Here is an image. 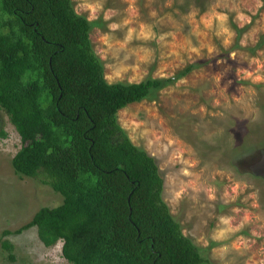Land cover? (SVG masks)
<instances>
[{"label": "rangeland", "instance_id": "1", "mask_svg": "<svg viewBox=\"0 0 264 264\" xmlns=\"http://www.w3.org/2000/svg\"><path fill=\"white\" fill-rule=\"evenodd\" d=\"M71 1L98 22L88 38L107 82L172 78L116 120L154 158L181 233L206 264H264V0ZM0 128V241L10 244L0 264H68L60 239L45 247L34 226L15 232L60 196L13 172L20 141L1 109Z\"/></svg>", "mask_w": 264, "mask_h": 264}, {"label": "trees", "instance_id": "2", "mask_svg": "<svg viewBox=\"0 0 264 264\" xmlns=\"http://www.w3.org/2000/svg\"><path fill=\"white\" fill-rule=\"evenodd\" d=\"M97 23L71 0H0V109L20 141L10 166L60 196L15 232L60 239L68 264H206L161 197L154 158L116 120L172 78L107 82L88 38Z\"/></svg>", "mask_w": 264, "mask_h": 264}, {"label": "clouds", "instance_id": "3", "mask_svg": "<svg viewBox=\"0 0 264 264\" xmlns=\"http://www.w3.org/2000/svg\"><path fill=\"white\" fill-rule=\"evenodd\" d=\"M106 18H107V17H106ZM219 19H220L221 21H223V20L226 19V17H224V16H220ZM109 27L112 28V29H115V28L118 27V26H117L116 24H112V25H110ZM225 31H226V29H225ZM256 79H257V80H260L261 78H260V77H256ZM223 223L227 224L228 221H227V220H224ZM222 235H223V231L220 233V236H222ZM218 238H219V237H218Z\"/></svg>", "mask_w": 264, "mask_h": 264}]
</instances>
